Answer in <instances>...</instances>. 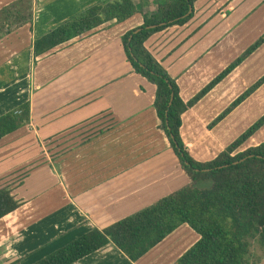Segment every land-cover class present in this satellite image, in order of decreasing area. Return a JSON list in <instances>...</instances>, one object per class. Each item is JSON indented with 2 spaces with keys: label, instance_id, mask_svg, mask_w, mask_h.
<instances>
[{
  "label": "crops",
  "instance_id": "crops-1",
  "mask_svg": "<svg viewBox=\"0 0 264 264\" xmlns=\"http://www.w3.org/2000/svg\"><path fill=\"white\" fill-rule=\"evenodd\" d=\"M12 1L0 0V8ZM103 1L32 0V20L0 38V115L23 103L29 110L28 122L0 139V187L19 203L0 218L4 264H31L191 181L159 126L155 85L134 72L123 50L121 36L153 11L141 0L124 21L33 56L35 38ZM242 25L250 35L264 32V0H195L186 22L153 32L144 46L187 101L239 55ZM248 54L181 114L179 133L196 161L215 158L264 114L263 81L216 120L264 61V40ZM260 143L264 124L237 151ZM197 239L183 223L135 262L108 243L73 264H145L151 252L177 245L171 263Z\"/></svg>",
  "mask_w": 264,
  "mask_h": 264
},
{
  "label": "trees",
  "instance_id": "trees-1",
  "mask_svg": "<svg viewBox=\"0 0 264 264\" xmlns=\"http://www.w3.org/2000/svg\"><path fill=\"white\" fill-rule=\"evenodd\" d=\"M195 0H162L142 23L121 36L127 61L135 73L155 85L153 107L169 144L190 183L128 216L98 229L92 228L31 264H73L112 243L130 261H137L179 225L186 223L198 239L171 264H257L250 256L249 238L257 240L264 257V143L237 148L264 124V115L252 123L210 161L199 162L188 153L179 133L181 114L194 105L242 59L228 65L187 101L162 65L145 48L155 31L183 24ZM138 8L133 0L97 3L57 25L32 42L34 58L112 19L124 21ZM32 20V0H15L0 8V38L13 27ZM248 48L244 57L262 41ZM243 57V58H244ZM264 81V76L242 93L216 120L241 102ZM28 103L0 115V139L28 122ZM199 182H208L199 187ZM19 203L7 187H0V218ZM260 260V259H259Z\"/></svg>",
  "mask_w": 264,
  "mask_h": 264
},
{
  "label": "rangeland",
  "instance_id": "rangeland-1",
  "mask_svg": "<svg viewBox=\"0 0 264 264\" xmlns=\"http://www.w3.org/2000/svg\"><path fill=\"white\" fill-rule=\"evenodd\" d=\"M162 0H141V2L143 3V5L149 8H147L148 11L154 10L155 7L159 4V2H161ZM245 25H242L240 31H238V34L240 35V53L239 55H237L232 61L235 62L238 58L243 59L244 54L248 51V48L251 47L253 44H255L263 35V33L260 36H255V34L250 35L249 33H247L246 31H242V29H244ZM255 38V39H254ZM250 42V43H249ZM244 47V49L242 50V48ZM249 55V54H248ZM247 55V56H248ZM245 56L244 59L247 57ZM253 59V58H252ZM264 76V61H262V63L259 65V63L256 65L255 70H252L251 73H249L248 75H245V79L243 80V84L240 87V90H242L239 95L233 100L235 101L242 93H244L247 89L251 88L258 80H260L262 77ZM5 91V90H3ZM1 91V93L3 92ZM253 92V91H252ZM250 92V93H252ZM249 93V94H250ZM232 103V102H231ZM231 103L229 105V107L231 106ZM264 107V105H263ZM262 107V108H263ZM264 115V114H262ZM261 115V116H262ZM260 116V117H261ZM258 117V119L260 118ZM199 187L203 188V187H207L209 185L208 182H199L197 184ZM184 240V239H183ZM249 246H250V256L251 258L257 262V260L259 261V259L264 258L262 257V249L260 248L258 242L256 239L254 238H249ZM185 241V240H184ZM195 242V241H194ZM178 245H180L179 247H181V244L179 243ZM191 245V244H190ZM189 245V246H190ZM188 246V247H189ZM187 247V248H188ZM177 245L175 246V249L172 248L170 250L172 251H163V249L161 251H159V249L155 250V252H151L146 258H144L143 261H145V264H171L178 256H180V254L183 252H181L177 257H175L172 262L170 263V259L171 256H175L177 254V252H175V250H177ZM163 251V253H162ZM173 258V257H172ZM0 264H4L2 261H0Z\"/></svg>",
  "mask_w": 264,
  "mask_h": 264
},
{
  "label": "water",
  "instance_id": "water-1",
  "mask_svg": "<svg viewBox=\"0 0 264 264\" xmlns=\"http://www.w3.org/2000/svg\"><path fill=\"white\" fill-rule=\"evenodd\" d=\"M191 11H192V7L189 8L187 14L190 13Z\"/></svg>",
  "mask_w": 264,
  "mask_h": 264
}]
</instances>
